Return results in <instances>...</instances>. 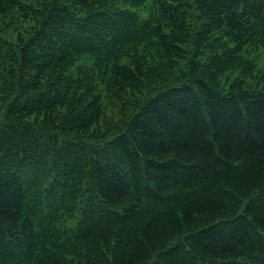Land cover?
Instances as JSON below:
<instances>
[{
	"label": "trees",
	"instance_id": "16d2710c",
	"mask_svg": "<svg viewBox=\"0 0 264 264\" xmlns=\"http://www.w3.org/2000/svg\"><path fill=\"white\" fill-rule=\"evenodd\" d=\"M0 264H264V0H0Z\"/></svg>",
	"mask_w": 264,
	"mask_h": 264
},
{
	"label": "rangeland",
	"instance_id": "374dc122",
	"mask_svg": "<svg viewBox=\"0 0 264 264\" xmlns=\"http://www.w3.org/2000/svg\"><path fill=\"white\" fill-rule=\"evenodd\" d=\"M72 222H73V221H69L68 223H69V224H72Z\"/></svg>",
	"mask_w": 264,
	"mask_h": 264
}]
</instances>
